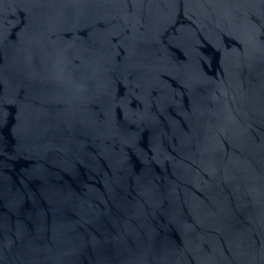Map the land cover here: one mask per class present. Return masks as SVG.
<instances>
[{"label":"water","instance_id":"1","mask_svg":"<svg viewBox=\"0 0 264 264\" xmlns=\"http://www.w3.org/2000/svg\"><path fill=\"white\" fill-rule=\"evenodd\" d=\"M0 264H264V0H0Z\"/></svg>","mask_w":264,"mask_h":264}]
</instances>
